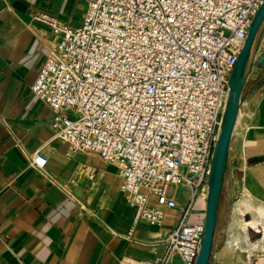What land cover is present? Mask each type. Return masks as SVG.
<instances>
[{
    "label": "built area",
    "instance_id": "2783aa9c",
    "mask_svg": "<svg viewBox=\"0 0 264 264\" xmlns=\"http://www.w3.org/2000/svg\"><path fill=\"white\" fill-rule=\"evenodd\" d=\"M80 1L78 28L34 15L55 42L31 92L52 112L54 139L118 170L134 223L160 225L163 210H179L163 255L136 264L173 254L195 264L204 218H189L206 201L228 80L264 0ZM29 163L41 172L47 159Z\"/></svg>",
    "mask_w": 264,
    "mask_h": 264
},
{
    "label": "crops",
    "instance_id": "0c3cea01",
    "mask_svg": "<svg viewBox=\"0 0 264 264\" xmlns=\"http://www.w3.org/2000/svg\"><path fill=\"white\" fill-rule=\"evenodd\" d=\"M83 11L80 0H0V264L152 261L163 255V241L178 223V209L163 210L160 225L134 223V211L119 190L118 170L93 154L70 153L54 139L52 112L31 92L55 42L34 15L78 28ZM262 54L264 24L241 93L227 185L238 176L239 194L246 189L264 205V160L255 161L264 158V66L255 63ZM34 153L47 159L41 172L29 163ZM184 199L181 194L177 202ZM170 264L182 262L173 254Z\"/></svg>",
    "mask_w": 264,
    "mask_h": 264
},
{
    "label": "water",
    "instance_id": "95a60500",
    "mask_svg": "<svg viewBox=\"0 0 264 264\" xmlns=\"http://www.w3.org/2000/svg\"><path fill=\"white\" fill-rule=\"evenodd\" d=\"M262 24H264V4L261 5L255 18L253 19L234 70L228 80L229 92L227 102L221 118L218 138L213 149L208 178L203 239L195 264L210 263L211 253L214 245L219 204L221 196L227 185L231 137L236 125L239 109L243 102L241 93L252 55V46L256 34L258 33ZM255 63L258 66H264V54L259 56ZM262 160H264V158L255 159V161ZM261 235L262 234L259 232L258 237Z\"/></svg>",
    "mask_w": 264,
    "mask_h": 264
},
{
    "label": "rangeland",
    "instance_id": "374dc122",
    "mask_svg": "<svg viewBox=\"0 0 264 264\" xmlns=\"http://www.w3.org/2000/svg\"><path fill=\"white\" fill-rule=\"evenodd\" d=\"M91 156L90 153H86ZM236 158L233 161V166L236 165ZM238 176L232 177L230 185L226 186L220 200L217 225L215 231L214 245L211 253L209 264H257L259 260L264 259V247H262V235L258 237L257 231L253 229H244L238 222L239 218L243 221H250L252 214L250 210H245L243 215H239L234 211L236 202L241 195L237 189ZM172 188L168 194H171ZM198 201L193 207L191 216H199L201 219L205 215V204ZM201 204V207H200ZM250 211V212H249ZM248 217V219H247ZM236 224L241 237H245L249 241L252 253L249 254L246 250L240 248L228 247V239L232 233V225ZM242 227V228H241ZM254 244V245H253Z\"/></svg>",
    "mask_w": 264,
    "mask_h": 264
},
{
    "label": "bare ground",
    "instance_id": "6f19581e",
    "mask_svg": "<svg viewBox=\"0 0 264 264\" xmlns=\"http://www.w3.org/2000/svg\"><path fill=\"white\" fill-rule=\"evenodd\" d=\"M199 201H202V200H199ZM203 203L206 205V201L205 202L203 201ZM245 210L251 211V214H252L251 220L243 221L241 218H239L238 222L241 224V226L244 229H253L257 232H260L262 234V239H261L262 247H264V205L257 203L252 198V196L249 194V192H247L246 189L243 190L240 199L236 202L235 207H234V211L238 213L239 215H243V213L246 212ZM250 244L251 243L247 241L245 237H241L237 229V225L233 224L232 233L230 234L229 239H228V244H227L228 247H232V248L237 247L242 250H246L249 254H251L252 250L250 249ZM257 264H264V259L259 260V263Z\"/></svg>",
    "mask_w": 264,
    "mask_h": 264
}]
</instances>
